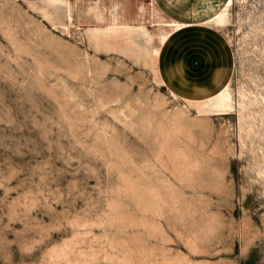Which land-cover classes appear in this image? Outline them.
Returning <instances> with one entry per match:
<instances>
[{"label":"rangeland","instance_id":"374dc122","mask_svg":"<svg viewBox=\"0 0 264 264\" xmlns=\"http://www.w3.org/2000/svg\"><path fill=\"white\" fill-rule=\"evenodd\" d=\"M148 2L0 0V264H264V0L221 18L213 112L161 84Z\"/></svg>","mask_w":264,"mask_h":264},{"label":"crops","instance_id":"0c3cea01","mask_svg":"<svg viewBox=\"0 0 264 264\" xmlns=\"http://www.w3.org/2000/svg\"><path fill=\"white\" fill-rule=\"evenodd\" d=\"M148 1L166 21L181 25L160 46L156 72L162 85L188 102L216 97L229 84L233 72L232 46L214 23L224 9L215 12L212 0Z\"/></svg>","mask_w":264,"mask_h":264},{"label":"bare ground","instance_id":"6f19581e","mask_svg":"<svg viewBox=\"0 0 264 264\" xmlns=\"http://www.w3.org/2000/svg\"><path fill=\"white\" fill-rule=\"evenodd\" d=\"M49 2H51L53 5H58V4H64L67 0H48ZM101 2V1H100ZM227 5H226V8L221 12L219 13L215 18H214V23H215V26L217 27H223L224 24L221 22V18L222 16L224 15V13L228 12V8L233 4V0H229L227 1ZM93 3V2H92ZM102 3V2H101ZM149 3V2H148ZM99 4V2H98ZM93 5V4H92ZM105 6V5H104ZM107 6V5H106ZM120 6H121V3H115L113 4V10H112V20H111V25L107 28L110 29L112 26H116L117 25V21L121 20L122 17H125L124 15H121L120 14ZM68 7H69V11H68V16L69 17H72L73 16V13H74V6L73 4L69 3L68 2ZM87 8V7H86ZM107 10V9H106ZM86 11V10H85ZM110 14V13H109ZM90 15V14H88ZM111 15V16H112ZM92 16V15H91ZM89 17V16H88ZM157 17V16H156ZM106 18V17H105ZM111 18V17H110ZM93 19V18H92ZM160 19V18H159ZM163 19V18H162ZM108 20V19H107ZM98 21L100 22H103L104 21V18H102V16H98ZM163 20H161L162 22ZM157 22H160V20ZM181 24V23H180ZM165 32L166 34H162L163 35V41H162V44L168 39L169 35L171 34V32L173 30H175L179 25L174 23V22H169V21H166L165 23ZM183 26V25H182ZM181 27V25L179 26ZM105 29V28H104ZM101 29H99L97 31V33H101L100 32ZM160 54V48L156 50V55L158 56ZM157 73V72H156ZM157 75V74H156ZM159 76V74L157 75ZM160 79V78H159ZM162 84V83H161ZM230 86V83L214 98H211L207 101H204V103H211V104H207L205 105L206 107V111H215V110H226L227 108V99H228V88ZM172 94V93H171ZM174 96V95H173ZM175 98V97H174ZM197 103H202V102H197Z\"/></svg>","mask_w":264,"mask_h":264}]
</instances>
